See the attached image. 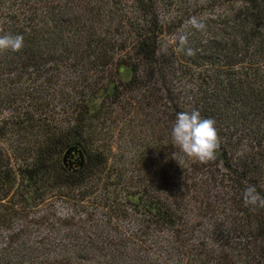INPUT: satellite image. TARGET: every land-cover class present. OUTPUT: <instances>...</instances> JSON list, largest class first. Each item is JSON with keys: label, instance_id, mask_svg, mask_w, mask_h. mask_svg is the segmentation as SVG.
<instances>
[{"label": "trees", "instance_id": "obj_1", "mask_svg": "<svg viewBox=\"0 0 264 264\" xmlns=\"http://www.w3.org/2000/svg\"><path fill=\"white\" fill-rule=\"evenodd\" d=\"M4 34L0 264H264V0H0ZM192 109L206 164L170 157Z\"/></svg>", "mask_w": 264, "mask_h": 264}, {"label": "clouds", "instance_id": "obj_2", "mask_svg": "<svg viewBox=\"0 0 264 264\" xmlns=\"http://www.w3.org/2000/svg\"><path fill=\"white\" fill-rule=\"evenodd\" d=\"M192 29L203 30L205 25L195 17L187 21ZM185 36L179 37L177 52L191 57L194 52L186 47ZM24 46V38L20 34L0 35V51L18 52ZM169 137L176 151L171 153V158L178 164L184 160H191L206 164L216 158L219 150V139L215 122L211 118H202L198 109L177 112L169 130ZM242 203L250 211L264 208V197L257 192L255 185H248L241 194Z\"/></svg>", "mask_w": 264, "mask_h": 264}, {"label": "rangeland", "instance_id": "obj_3", "mask_svg": "<svg viewBox=\"0 0 264 264\" xmlns=\"http://www.w3.org/2000/svg\"><path fill=\"white\" fill-rule=\"evenodd\" d=\"M127 72V71H126ZM101 100V99H100ZM68 160V162H69V164L71 165V163H72V161L73 160H75V158H74V156H71V157H69V159H67ZM70 160V161H69ZM52 203V202H51ZM53 209V211H55V213L57 214V215H59V216H65V215H67L68 213H69V208L67 207V205L65 204V203H62V202H60V201H56V202H54V204L52 205V208H51V206H47L46 205V207H42V209L40 210V211H38V212H36V216H38V215H47V216H49V214H51L52 213V210ZM6 233L7 232H3V231H1L0 230V248L4 245V241H5V235H6ZM60 235H62L63 234V231L62 230H60ZM44 233H43V231H41V229L40 230H38L37 232H36V235L38 236V238L37 239H39V237H41L40 235H43ZM30 238V240H32L33 238L32 237H29Z\"/></svg>", "mask_w": 264, "mask_h": 264}]
</instances>
